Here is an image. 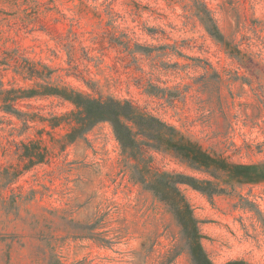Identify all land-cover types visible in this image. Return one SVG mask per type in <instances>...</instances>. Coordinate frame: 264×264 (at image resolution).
I'll use <instances>...</instances> for the list:
<instances>
[{"label":"rangeland","instance_id":"374dc122","mask_svg":"<svg viewBox=\"0 0 264 264\" xmlns=\"http://www.w3.org/2000/svg\"><path fill=\"white\" fill-rule=\"evenodd\" d=\"M55 91L131 101L186 146L264 166V0H0V264H193L111 124L69 142L77 108ZM145 157L225 189L181 187L213 264H264V181Z\"/></svg>","mask_w":264,"mask_h":264},{"label":"trees","instance_id":"16d2710c","mask_svg":"<svg viewBox=\"0 0 264 264\" xmlns=\"http://www.w3.org/2000/svg\"><path fill=\"white\" fill-rule=\"evenodd\" d=\"M55 92L63 96L65 94V98L77 108L72 119L75 124L73 131L67 137L69 142H74L99 123H110L123 155L127 157L125 170L130 172L131 178L136 183L141 184L146 191L151 192L164 203L174 216L182 230L192 263L213 264L201 243L204 236L200 230V223L194 216L193 209L181 187L190 186L210 196L225 193V189H219L218 184L202 182L183 174L154 173L152 160L146 159L145 153L148 150L173 152L183 162L208 174L213 167L232 172L240 183L264 181V166L228 165L215 160L199 149L186 146L181 140H175L178 133L174 127L154 116L142 113L140 108L131 101L115 99L103 101L82 95ZM26 93L28 98L40 94L35 90ZM3 100L7 102L6 99ZM132 160L135 161L134 165L129 164Z\"/></svg>","mask_w":264,"mask_h":264}]
</instances>
